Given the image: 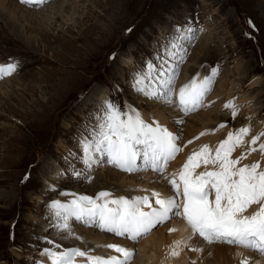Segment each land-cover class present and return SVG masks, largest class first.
<instances>
[{"label": "rangeland", "instance_id": "1", "mask_svg": "<svg viewBox=\"0 0 264 264\" xmlns=\"http://www.w3.org/2000/svg\"><path fill=\"white\" fill-rule=\"evenodd\" d=\"M5 2L0 3V61L20 67L15 76L0 78V264H46L45 249L78 248L93 228L116 236L133 251L130 263L136 259L138 241L95 224L69 218L70 232L62 231V218L52 205H66V199L77 195L96 198L100 192L111 194L106 199L149 196L117 194L109 191L114 185L102 179L104 172H119L125 179L147 174L143 158L137 161L138 170L122 172L104 156L96 160L97 154H85L84 142L93 138L108 98L121 110L144 116L167 108L169 102L136 87L137 79L148 75L147 65L160 66L161 57L175 68L174 75L169 72L171 100L190 74L200 73L201 82L212 77L202 106L185 113L177 105L186 118L175 127L181 131L176 143L182 145L186 132L203 125H213L212 134L221 132L222 138L244 127L251 128L245 141L264 133V0H52L33 8L21 0ZM87 12L93 16L86 17ZM188 29V39H181ZM173 41L182 47L170 58ZM144 83L140 87L147 91L158 86L155 79ZM229 104L234 107H226ZM225 116H233L230 123L227 118L219 123ZM257 143H264V136ZM167 170L163 175L153 172L169 185ZM139 182L146 186L145 178ZM176 216L156 225L152 234L173 226ZM101 246L87 253L111 257Z\"/></svg>", "mask_w": 264, "mask_h": 264}, {"label": "snow or ice", "instance_id": "2", "mask_svg": "<svg viewBox=\"0 0 264 264\" xmlns=\"http://www.w3.org/2000/svg\"><path fill=\"white\" fill-rule=\"evenodd\" d=\"M22 2L43 3L44 0H22ZM191 31V29L186 30L185 35L180 38L188 39L187 32ZM169 46L173 49L167 53L170 58H174L177 55L175 50L182 47L175 41L170 42ZM161 60L163 63L160 66L152 63L147 65L148 75L138 78L136 87L138 91L171 103L169 91H171L172 78L169 72L174 75L175 68L169 67L163 57ZM15 69V64L0 66V78L5 74L10 75ZM153 73L155 77L152 76ZM215 74L216 71L213 70L212 75ZM148 79H155L158 84L151 91L140 87ZM211 84L212 77L209 76L200 83L193 80L189 85L181 88L179 105L182 110L187 113L202 106L203 98L210 90ZM226 107L234 106L229 104ZM235 114L234 112L233 115ZM250 131V127H244L236 133H229L228 137L217 146L214 155L205 145L198 153L190 156L182 170L174 173L169 180L175 192L174 196L161 198L160 193H151L156 207H153L149 196L137 197L133 200L124 197L106 199L111 195L107 192L99 193L96 198L87 196L74 198L67 205L54 202L52 207L55 215L62 218L61 230L70 232L69 218H75L83 220L86 224H95L117 236L138 241L139 238L150 233L156 225L169 220L171 216L182 215L193 233L209 243L238 245L264 254V168H261L258 162L242 164L251 152L259 150L264 154V143L259 144L258 149L252 147L248 153L235 159L231 158L235 149L245 144V137ZM261 136H264V133L253 137L250 141L251 145H256ZM177 140L178 137L167 128L159 124L153 126L146 123L134 110L123 111L118 105L108 103L93 129V138L85 139L84 152L106 156L108 163L127 172L138 170L137 160L143 158L146 168L163 173L168 162L180 151ZM138 145L143 146L145 150L140 152ZM91 158L92 156L89 155V160ZM89 160H85V163L87 164ZM201 164L215 165L217 170H205L196 174L195 169ZM76 175L80 174L76 173ZM180 197H183V202L180 201ZM101 200L103 202L98 203ZM253 206H256V210L246 214ZM145 207L149 210L145 211ZM55 247L58 248L59 245ZM107 247L120 255L107 258L95 257L79 248L62 252L45 249L44 255L50 257V264H76L77 257H86L88 264H130L134 255L132 250L118 245ZM192 250L196 251V249ZM172 255L177 256L179 253L173 251ZM243 264H247V261Z\"/></svg>", "mask_w": 264, "mask_h": 264}, {"label": "bare ground", "instance_id": "3", "mask_svg": "<svg viewBox=\"0 0 264 264\" xmlns=\"http://www.w3.org/2000/svg\"><path fill=\"white\" fill-rule=\"evenodd\" d=\"M13 1L17 2L18 0H13ZM51 1L52 0H44L43 3H24V4L28 7L33 8V7L41 6L42 4L45 5L47 2L50 3ZM0 3L5 4L6 2H5V0H2V1H0ZM74 3H76V2H74ZM74 3H72V4H74ZM53 4H55V3H53ZM53 4H51V6L55 7V6L59 5V3H56V5H53ZM38 12L40 13L41 11H38ZM38 14L32 13L31 15L35 16ZM84 14L86 15V17L93 16L92 12L91 13L87 12V14L86 13H84ZM26 15H29V13L26 12ZM37 17H39V16H37ZM13 26L15 27V25H13ZM122 66H124V65H122ZM74 72H75V70H74ZM193 80H196L197 83H200L201 82L200 81V73L194 72V73L190 74V76H188V78H185L181 81L180 87L177 90V94L173 95L174 99L171 100L172 102L167 106L166 109L158 108L154 114L146 115V116L139 114L140 117L145 122H149V123L153 124V126H155L156 124H159L160 126L164 125L162 127L167 128L169 132L175 134V136L178 137L181 134L180 133L181 131L176 130V132H175V129H176L175 127L177 126V123L179 124L181 122H184V120L186 118L183 115V113L178 111L177 105H179V92H180L181 88H184L186 85H189ZM4 82H6V81H4ZM143 84H145V83H143ZM87 99H88V97H87ZM143 103H146L149 107V104L147 101H143ZM163 108H165V105ZM134 111L137 112L136 110H134ZM226 118H227L226 123L227 122L230 123L231 118H228L226 116L223 118V120L218 119L219 123L221 121H224ZM206 120H207V118H206ZM218 121H217V123H218ZM152 122H155V123H152ZM160 123H162V125ZM207 123H209V122H207ZM215 124H214V126H215ZM218 125L219 124H217V126ZM211 126H213V125H207V126L203 125L202 127H200V129L196 130V131H199L196 135H194L196 133V131H193V130H192L193 131L192 133L186 132L185 142L182 145H179L177 143L179 145V147H181L180 151L176 154L174 159H172L168 162V164L166 166V167H168L167 171L171 172L170 177H172L174 173H179L182 170L183 165L188 161V158L190 156H192L194 153H198L202 149L203 146L207 145L208 148L210 149V151L212 152V154L214 155L217 146L221 143V141L223 139H226V138H224V137L222 138L223 134H220L221 132H219L217 135L212 134V131H211L212 129H209ZM202 133H203V135H202ZM226 133H227V136H225V137H228L229 133H234V132L227 131ZM246 140L249 141L248 138H246ZM190 141H191V143H190ZM259 144L260 143H257L256 145H251L250 142L245 143L242 147H237L235 149V151L232 153L231 158L235 159L244 153H248L250 148H252V147H256L258 149ZM95 154L98 155L95 157L96 160H98V158L102 157L99 153H95ZM252 154H253V152L248 154L247 158L242 161V164H251V163H257L258 162L260 164V167L264 168V154H262V153L253 154V155ZM251 155H252L254 160L247 161L248 157H250ZM137 161L139 162L140 160L138 159ZM100 163H101V160H99V164ZM144 165H145V161H144ZM204 167L205 168H212L211 171L217 170V166H215V165H213V166L207 165ZM204 170L205 169H203L201 166L197 168L198 172H202ZM147 171H148L147 174L138 173V174H133L131 176L128 175L126 179L122 178L121 176L123 174H119V172L114 173V174L104 172L102 175V179L107 180L112 185H114V187H111L112 189H110L109 191L115 190L117 192V194L133 193L135 191L143 194V192H145L146 194L150 195V198H151L152 191L154 189H156V190H159V192H157V193H160V196H162L164 198L172 197L173 194L175 195L174 190L171 189V187H168V185H166L160 179L159 175L155 174L151 168H147ZM122 172H127V171H122ZM159 174H162V173H159ZM142 178L146 179V181H147L146 186L141 185V182H139V181H142ZM163 178H164V176H163ZM119 179H121V182L119 181ZM136 179H140V180L136 181ZM53 181H57V179H54ZM118 181H119V183H117ZM156 183H159V184H156ZM168 184H169V182H168ZM106 188H108V187H105V189ZM160 191H162L163 193ZM84 192L85 191L83 190V193ZM64 196H63V198H64ZM141 196H143V195H141ZM145 196H147V195H145ZM120 197L126 198L123 195H121ZM120 197H118V198H120ZM63 200H65V199H63ZM180 201L183 202V197H180ZM150 202L152 203L153 207H156L153 198L150 199ZM110 207H114V206L110 205ZM147 209L148 208L145 207L144 210L146 211ZM251 209L252 208H250L248 211H250ZM181 211H182V209H181ZM179 216L180 217L176 220V222L174 223L173 226L162 227L163 229H160L157 233L149 235L146 238H144L142 236L141 237L142 240L138 243L137 246H135V248H138V256L130 264H243L244 261H247V264H264V256L262 254H260L259 252H257V251L255 252L249 248L241 247V246L235 247V246H231L228 244H217L216 246L213 247L211 245V243L204 241V239H202V238L198 237L196 234H194L191 227L188 225L186 219L182 215H179ZM94 229H96V228L88 229V231L86 232L87 236H85L86 237L85 242H82L83 240L79 241V243H78L79 247H81L83 251L88 252L91 249H94L95 247L97 249H99L97 247L98 245H100V246L104 245L103 246L104 248H105V246L107 247L108 245H118V246H121L124 248L127 247V246H124L123 244L120 245L119 244L120 240L117 239L116 236H111L109 234L106 235V234H103L101 231H96ZM172 229H175V231H170ZM84 230H86V229H84ZM110 234H113V233H110ZM177 242H180V243L177 244ZM57 244H58V242H57ZM75 244H77V243H75ZM192 249H196V251H193ZM129 250H131V249H129ZM173 251L178 252L179 255L173 256L172 255ZM107 254L109 256H119L120 255L119 253H116L113 249H111L109 247H107ZM95 257H97L96 254H95ZM103 257H104V255H103ZM42 260L45 261L46 264H50V257L47 258V257L43 256ZM76 264H88V261H87L86 257H77L76 258Z\"/></svg>", "mask_w": 264, "mask_h": 264}]
</instances>
